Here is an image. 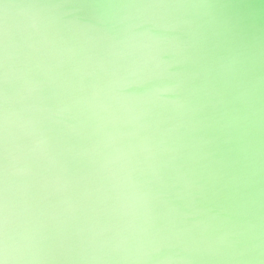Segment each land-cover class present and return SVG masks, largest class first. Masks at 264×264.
<instances>
[{
    "label": "water",
    "instance_id": "95a60500",
    "mask_svg": "<svg viewBox=\"0 0 264 264\" xmlns=\"http://www.w3.org/2000/svg\"><path fill=\"white\" fill-rule=\"evenodd\" d=\"M5 217L15 264H264V0H0Z\"/></svg>",
    "mask_w": 264,
    "mask_h": 264
},
{
    "label": "clouds",
    "instance_id": "9594fccd",
    "mask_svg": "<svg viewBox=\"0 0 264 264\" xmlns=\"http://www.w3.org/2000/svg\"><path fill=\"white\" fill-rule=\"evenodd\" d=\"M155 38L148 33H138L132 34L127 37L126 43L131 46H147L145 41L151 42ZM144 83V78L142 76H137L134 79H123L119 82L118 88L120 91L117 93V99L121 106L128 113H134L136 109L142 104L146 103L152 96H158L161 91H167V89H157L154 92L147 93L145 96L136 95H125L123 94V89L132 87L133 85H141ZM4 142H5V152L10 155L12 151L11 139L13 137L12 128L15 122L12 120L9 113L5 112L4 115ZM29 251V246L25 243L17 241L9 236L8 231V219L5 217L4 220V238L3 245L0 248L4 260L2 264H9V262H15L25 259ZM158 251V248L153 247L151 249L140 251L135 259L137 261L146 262L151 259L153 252ZM165 264H170V261L165 262Z\"/></svg>",
    "mask_w": 264,
    "mask_h": 264
}]
</instances>
